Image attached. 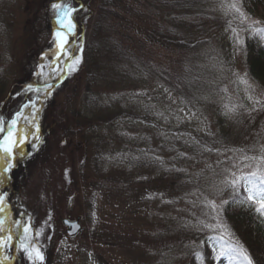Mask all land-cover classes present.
I'll list each match as a JSON object with an SVG mask.
<instances>
[{
  "label": "rangeland",
  "instance_id": "rangeland-1",
  "mask_svg": "<svg viewBox=\"0 0 264 264\" xmlns=\"http://www.w3.org/2000/svg\"><path fill=\"white\" fill-rule=\"evenodd\" d=\"M30 1L33 0H28V3ZM110 1L118 2L122 7L116 8L117 12L123 16L128 15V19L118 20V32L116 29L112 31L117 41V34L120 40L126 37H131L134 41L140 39L139 45L145 44L146 49L139 51L134 58L153 60L158 65L163 61L170 72L177 69L182 59L180 49L158 35L162 32V27H159L161 18L156 15V12L152 13L151 6H148L149 1ZM227 1L229 5L236 3L239 7L241 6L240 9L242 8V0ZM28 3L27 0H0V85L4 83L3 91L0 92V107L5 103L1 108L4 111L8 109L10 102L15 101L18 104L22 101L25 94L9 101V92H14L17 84L27 77L30 66L38 61L36 52L29 51L33 47L34 35L28 26V21L33 17L37 19L41 16L37 10V5L40 3L36 2L31 10L27 7ZM103 3L104 0L87 2L82 17L78 16L82 28H87L91 21L99 19L96 17L97 11L106 10H97ZM223 9H219V12L223 13ZM227 10L234 11L229 6ZM259 11L257 17H250L243 12L246 19L241 18L239 22L250 24L263 22L264 9ZM113 19L114 16H112ZM114 20L117 21V19ZM222 35L227 37V31H224ZM133 46H135L134 42ZM211 47L209 45L207 48ZM211 49L215 51V54L211 56L214 57L212 60L222 64L221 67L227 64L231 73L229 74L232 76L222 84L224 102H221V106L223 107L224 103L229 105L240 102L244 97L254 103L252 111L248 114L249 117L253 115L249 122L253 123V127H250L249 132L244 136L245 143L249 144L252 139H255L260 128L264 133V109L253 108L257 101L264 102V88H259L246 76L241 49L236 52V61L225 60L224 49L220 45H214ZM49 57L48 60H42L44 63L40 67L45 79L53 78L56 81L63 68L58 60ZM126 61L132 60L128 58ZM80 73L70 72L58 95H55L49 109L45 111L46 114L42 119L45 128L41 134L38 131L33 136L27 153L20 156L15 164L13 175V177L16 175L13 181L15 185L11 194L14 196L13 203L18 209L16 212L19 219L31 225V230L27 234L29 239L44 254L43 261H30L27 253L19 247L17 263L192 264V254L201 244V241L196 239V229L191 225L198 208L193 203L194 194H180V190H176V187L172 185L173 180L162 181L155 177L153 169L131 168L132 153L128 150L123 151L122 144L118 143L114 123L106 122V117L95 116L87 111H84L87 113L85 114L81 110L80 103L85 101L83 95L85 89L80 82L83 80ZM240 76H246L244 81H247V89L241 93L237 89ZM116 78L99 86L97 91L101 90L102 93L119 97L124 78L119 79L118 74ZM114 85L118 88L114 89ZM148 87L151 91L165 90L156 83H150ZM133 88L131 92L136 90V86ZM168 96L172 101L169 108L168 103L164 105V108H168L171 115L166 112V117H170L177 124L187 125L198 112L202 118L197 117V120H201L198 125L214 130V134L216 133L219 124L211 113L215 110H207V115L203 116L202 106L198 104V111H195L193 105V108L189 107L193 112L190 118L188 109L179 103V95L169 92ZM158 106L162 112L161 103ZM73 122L77 123L75 129H73ZM90 126L99 128L97 136L99 139L103 137L98 140L101 142L100 149L108 160V163L104 160L101 166L103 172L98 170L96 174L91 169L92 147L87 145L82 148L79 143L81 134H74L76 130L87 127H89L87 132L93 133V128ZM131 126L129 133L147 134L144 128L136 124ZM64 130L69 132V139L76 144V149L81 150L71 148L75 146L72 144L65 150L61 148L64 137L61 132ZM151 133L150 131L149 134ZM154 135L157 134L154 133ZM261 142L264 144V134ZM155 147H159V140L155 141ZM94 148L98 147L94 145ZM242 154L237 151L220 152L208 155L201 162H193L195 159L192 158L185 165L183 164V167L194 168V171L201 172L206 166L213 167L221 161L225 162L212 180L221 187L233 178L232 173L239 175L241 171H251L252 168H246V164L255 166V161L245 160L246 156ZM116 156H121L120 166L114 163ZM174 198L180 200L175 204ZM207 200L215 201L216 204L223 201L211 196ZM78 215L85 216L83 231L76 238H68L65 235L62 219L66 217L75 219ZM182 219L189 222V229L184 234L177 231L167 234L165 238L161 237L163 230L168 226L180 228L181 223L184 222ZM18 231L22 237L20 241L28 243L24 240L22 226L18 227ZM217 256L215 264H228V256L225 253H217Z\"/></svg>",
  "mask_w": 264,
  "mask_h": 264
},
{
  "label": "trees",
  "instance_id": "trees-1",
  "mask_svg": "<svg viewBox=\"0 0 264 264\" xmlns=\"http://www.w3.org/2000/svg\"><path fill=\"white\" fill-rule=\"evenodd\" d=\"M88 1L90 0H65L78 9L74 14L75 21H78V16L82 17L85 11V7L78 8V3L82 2L85 6ZM148 1L150 3L148 6H151L153 10L152 13L156 12V15L161 18L159 27H162V32L158 35L180 49L182 59L178 63V68L170 72L169 67L163 61L158 65L153 60L134 58L135 54L146 49L145 44L139 45L140 39L134 41L131 37L120 40L118 34L117 41L112 31L116 29L118 32V20L128 19V15L123 16L116 11V8H122L118 2L111 3L110 0H104L97 10H106L97 11L96 17L99 19L87 25L83 41L78 45L75 53L81 57V62L74 72L80 73L82 70L80 75L83 80L80 82L85 89L83 91L85 101H81L80 108L83 112L87 111L95 116L106 117V122L114 123L118 143L122 144L123 151L128 150L132 153L130 161L132 169H153L155 177L162 181L173 180L172 185L176 187V190H180V194H194L193 203L198 208L191 225L196 229V239L201 241V244L192 254V264H201L202 259L208 256L211 253L209 251L215 247L222 250L229 249L230 253L232 248L240 246L247 250L253 264H264V216L256 212L255 205L245 199L242 186L239 192H234L229 183L218 187L212 181L225 162L221 161L213 167L206 166L201 172L194 171V168L185 169L183 167V164L185 165L192 158L195 159L193 162H201L208 155L226 151L244 153L246 157H259L264 154L262 153L264 144L261 142L264 133L261 128L249 144L244 141L249 128L253 127V123H249L253 115L249 117L248 114L252 111L254 103L244 97L240 102L229 104V110H226V114L221 117L214 114L219 124L215 134L214 130L198 125L201 121L197 120V117L201 118L198 112L187 125L177 124L173 119L165 116L166 112L170 114L167 110L172 101L168 96L169 92L179 95V103L188 109L187 113L188 116L191 115L190 118L193 112L189 107L193 108L194 103L204 105L201 106L205 110L208 107H214L215 110L221 107L222 84L232 76L227 64L221 67L222 64L212 60L214 57L210 56L215 54V51L207 50L205 47L208 45L212 47L220 45L224 49L225 60L236 61V52L241 49L246 76L259 88H264V21L251 24L239 22L240 14L227 10L229 6L227 0ZM36 2L40 3L37 5V10L41 16L29 20L28 26L34 35L33 47L29 51L36 52L38 61L30 66L27 77L22 79L21 86L14 89L12 98L17 93L21 96L25 94L29 84L47 83L40 67L44 63L42 60H48L49 56L56 57L54 55L57 51L54 33L59 25L56 20V10L52 5L60 0H33L29 3L27 0L28 9H33ZM241 5L243 8L241 12L250 17H257L259 10L264 9V0H242ZM219 9H223L224 12L220 13ZM112 16L117 21L112 20ZM224 31H227V37L222 35ZM72 40L73 37L69 45H72ZM238 41H243V43ZM133 42L135 43L133 47H136L134 49ZM203 48L206 49L205 54H201ZM128 58L132 61H126ZM116 74L119 79L124 78L119 97L102 93L101 90L97 91L99 86L116 78ZM245 77L240 76L237 82V89L240 93L247 89ZM150 83L159 84L165 90L151 91L148 87ZM3 85L4 83L0 85V90ZM135 86V93L131 92ZM113 87L118 88L117 85ZM55 94H45L44 91L31 92L30 97L36 99L39 97L36 103V107L40 106L39 112L35 110L36 107L35 109H24V115L28 116L29 111H34L32 117L37 121V115L49 109ZM207 94L208 96L205 97ZM160 103L162 112L158 106ZM167 103L168 108L165 109L164 105ZM15 105V101L9 105L5 111L7 116L16 112L13 107ZM253 108L264 109V102L259 100ZM193 110L198 111L195 106ZM134 124L144 128L147 134L129 133L128 130ZM76 125L77 123L73 124V129ZM87 128L76 130L75 133L81 134L92 147L94 145L98 147L92 148L90 159L92 172L96 174L98 170L103 172L101 166L106 160L105 154L100 149L99 143L101 142L98 141L103 137L98 138L99 128L97 126H90L93 128V133L87 132ZM150 131L151 134H149ZM154 133L157 135L155 136ZM157 140H159L158 148L155 147ZM115 158L114 163L120 166L121 156ZM8 179L9 176L6 177L0 170V184L4 185L3 190L6 191L11 189L7 185ZM209 196L226 200L228 203L217 204V210L213 211L207 200ZM8 199L10 201L12 196H8ZM179 200V198H174L173 201L176 204ZM217 223L226 226L228 234H225L223 229L207 227V225ZM188 224V221H184L180 228L168 226L163 230L161 237L165 238L167 234L177 231L184 234L189 229ZM230 256L231 264H242L241 258L233 254Z\"/></svg>",
  "mask_w": 264,
  "mask_h": 264
},
{
  "label": "snow or ice",
  "instance_id": "snow-or-ice-1",
  "mask_svg": "<svg viewBox=\"0 0 264 264\" xmlns=\"http://www.w3.org/2000/svg\"><path fill=\"white\" fill-rule=\"evenodd\" d=\"M52 7L56 10V20L59 25L58 29L54 33L56 37V49L57 51L54 53L57 60H61L63 57H68V60L65 61L67 67L70 71H75L76 67L81 62V57L76 55L72 52L71 49L68 48V45L71 42L72 37L76 35V23L74 14L78 11L77 7L71 5L70 3L65 2V0H60L52 5ZM83 5H80L82 8ZM229 8L234 10L236 13L240 14V17L246 19L244 13L241 12L240 7L236 3H232L229 5ZM258 23V22H257ZM239 43H243V41H238ZM247 83V81H245ZM51 85H47L46 91L51 89ZM27 91H36L39 92V88H33V85L29 84L27 86ZM50 95V91L48 92ZM19 95V93H17ZM39 97L36 100L30 99L27 103H24L20 110L16 111L9 122H5L2 117H0V133H4L2 139H0V159L4 160L5 162V172H7L13 165L10 162L14 156V149L19 147V145L24 144L27 141L28 133H25L22 128L19 127V121L24 120L27 124L34 125L35 118L29 119L27 116L24 115V109H35L36 103ZM249 99L251 100L252 97L250 96ZM259 103V101H257ZM38 111V110H36ZM38 131V125L36 126ZM31 135L35 136V133H31ZM38 138V137H37ZM262 153H264V148H262ZM245 160L255 161V166L253 167L250 164H246V168H252L251 171H241L239 175L236 173H232L233 178L228 181L233 188L234 192H239L241 186H243L244 190L247 193L246 200L251 202L255 205V210L260 215L264 216V154L260 155L259 157H244ZM7 193L0 194V205L3 204ZM209 206L213 211H216L218 205L215 201H209ZM228 201H222L221 204H227ZM0 211H3V208L0 207ZM23 215V214H22ZM17 227L23 228L24 233V240L28 241V243H22L21 248L24 252L27 253L28 259L30 261L35 260H44V254L41 249L28 237V233L31 230V225L27 222H22L21 220H17L16 222ZM3 224L4 221L0 220V231H3ZM210 228H220L227 233L226 226L222 224H215V225H207ZM39 235V233H36ZM12 239L11 235H9L6 239L0 238V243L6 244L8 241ZM223 239V237H221ZM223 254V252L221 253ZM229 254H233L242 260V264H253V260L248 254L247 250L242 246L237 248H232ZM7 259V257H6Z\"/></svg>",
  "mask_w": 264,
  "mask_h": 264
},
{
  "label": "water",
  "instance_id": "water-1",
  "mask_svg": "<svg viewBox=\"0 0 264 264\" xmlns=\"http://www.w3.org/2000/svg\"><path fill=\"white\" fill-rule=\"evenodd\" d=\"M65 69L68 70L67 64L65 66ZM80 219L81 217H79L76 220H69V219L63 220L64 225L67 226V229H66L67 235L75 236L80 232V230L82 229Z\"/></svg>",
  "mask_w": 264,
  "mask_h": 264
}]
</instances>
